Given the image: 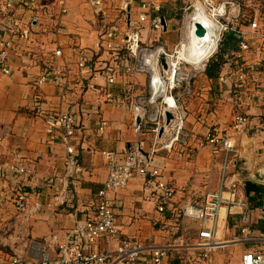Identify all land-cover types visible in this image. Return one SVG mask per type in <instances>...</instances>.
<instances>
[{
  "label": "crops",
  "instance_id": "0c3cea01",
  "mask_svg": "<svg viewBox=\"0 0 264 264\" xmlns=\"http://www.w3.org/2000/svg\"><path fill=\"white\" fill-rule=\"evenodd\" d=\"M104 1L109 5L106 15L100 12L93 0H66V14L43 16V24L37 31L32 32L28 38L22 37L18 40V51L11 59L12 73L0 74V137L3 138L0 146L3 152L1 161H10L14 153L22 152L30 162V175L18 181L0 175V264L9 258L12 248L23 249L25 240L42 241L52 233H57L62 238L67 237L77 220L92 216L99 202L98 193L107 176L103 151H121L127 147L139 146L140 143L147 153L152 148L153 133L147 128L143 132H136L132 127V112L127 111L125 105L117 106L123 101L121 99L125 85H130L138 94L146 92L147 77L122 75L118 84L107 87L99 67L92 73L79 69L77 65L81 53H86L93 60L98 59L95 43L100 34L121 20L118 9L114 8L117 1ZM142 1L134 0L133 9L139 10ZM161 3V15L166 21L165 33L169 30L179 33V39L168 45L173 47L182 36V1L162 0ZM24 10L26 9L20 8L18 11L23 13ZM37 12L41 10L30 8L22 17L26 20ZM157 38L159 35L147 28L142 31V41L148 45L159 42ZM58 45L64 52L63 57L58 59L64 67L63 78H66L63 86L66 96L63 98L61 88L51 82L41 87L35 86L36 80L50 63V51ZM263 51L258 47L251 54L247 53L243 59L226 63L216 80L206 76L204 71L209 60L206 61L202 71L206 83L199 89L215 107L198 119L192 115L188 117L189 121L193 118L194 124L191 129L186 130L189 147L183 148L177 144L170 152L162 150L151 155L154 163L173 182L174 198L164 212H158L150 197L152 183L145 177L135 175L126 188L115 194L110 193L114 199L118 235L102 238L96 245L99 251L116 250L120 241L125 238L138 237L150 243L163 244L174 241L185 232L192 239L197 237V225L184 219L181 209L189 199L201 201L207 191L218 189L223 157L221 154L212 153V147L206 140L208 132L219 136L230 135L236 141L240 154L234 159L231 173L241 181L243 191L239 197L245 198L251 206V227L259 234L264 233V184L258 182L245 168V161L261 160V152L264 150V136L258 127L264 121V102L260 103L259 96L260 91L264 90ZM247 63L258 64L255 71L250 72L245 65ZM242 67L248 70L245 82L239 81L236 76ZM256 74L258 76L255 79ZM223 75H226V82L220 79ZM89 82L94 83L99 90L89 89ZM249 83L255 92L252 97L254 100L246 95ZM108 91L111 92L110 96L106 94ZM194 91L196 93V86ZM38 95L44 98V112L36 109ZM236 108L250 119V126L244 133L235 128ZM59 110L76 111L79 121L84 125L72 141L83 170L69 178V197L65 204L56 207L44 206L28 226L22 230L15 226L16 229L6 235V228L16 223L13 199L20 190L30 192L33 198L42 202L51 201L54 188H58L60 180L65 178L66 148L47 117V113ZM100 117L108 122L103 133L98 130ZM52 135L56 138H52ZM246 182L263 187L258 203L250 199L254 192L247 190ZM233 224L232 217L221 222L220 235L223 239L230 240L235 236ZM232 247L237 248L235 255ZM229 253L235 256L230 262L236 264L241 249L233 245L221 249L210 259H203L198 253L192 254L188 250H175L170 253L165 264H228ZM188 258H195L197 261L191 263ZM142 264L151 262L145 260Z\"/></svg>",
  "mask_w": 264,
  "mask_h": 264
},
{
  "label": "built area",
  "instance_id": "2783aa9c",
  "mask_svg": "<svg viewBox=\"0 0 264 264\" xmlns=\"http://www.w3.org/2000/svg\"><path fill=\"white\" fill-rule=\"evenodd\" d=\"M21 1L25 4L29 1L32 10L37 8L41 12L24 20L18 11L22 7L19 0L0 3V74L3 75H9L13 71L11 59L18 51L19 39L28 38L32 32L37 31L43 24V16L53 13L62 16L68 12L66 0ZM93 1L100 12L106 15L108 3L104 0ZM116 1L114 8L123 16L117 22L112 21L115 23L100 34L95 43L98 59L93 60L86 53H81L77 65L79 69L92 73L99 67L107 87L118 84L122 75L147 77L146 92L138 94L130 85H125L121 99L123 101L117 106L125 105V109L132 112V127L136 132H143L147 128L153 133L154 141L150 153L146 156L141 152V143L121 151H103L107 176L98 193L99 202L92 216L77 220L67 237L62 238L59 234L52 233L42 241L25 240L24 248H12L9 258L1 264H142L145 260L151 264H165L170 253L175 250H188L192 254L198 253L203 259H210L213 254L231 245L241 249L236 264H264V233L259 234L251 227V206L245 198L239 197L243 191L241 181L231 173V166L235 157L240 154V149L232 136L213 135L211 132H208L206 140L212 147V153L221 154L223 157L219 169L218 189L207 191L201 201L189 199L181 209L184 219L197 225V237L192 239L190 234L185 232L174 241L163 244H154L134 237L120 241L116 250L99 251L96 247L102 238L118 235L114 199L110 193L115 194L126 188L135 175L145 177L152 183L150 197L154 200L158 212H164L174 198L173 182L154 163L151 155L162 150L170 152L177 144L183 148L189 147L185 128L189 113L181 97L192 94L190 81L196 76L198 66L181 55L182 41L187 39L184 36L185 25L186 31L193 29L195 32L194 22L199 21L196 17H200L213 31L216 47L207 60L219 51L220 42L227 33L235 35L239 40L238 48L225 55L224 65L238 61L239 58L243 59L249 54L252 51L250 43H264V28L258 20V12L249 21L244 16L246 9L259 6L253 0H181L182 36L173 47L161 42L148 45L142 41V31L146 28L153 33L166 32V21L161 15L162 0H143L139 4V10L133 9L134 0ZM262 3L260 7L264 14V0ZM199 22L204 26L203 22ZM50 52V63L36 80L35 86L41 87L51 82L61 88L63 98L66 96L63 87L66 78H63L64 67L58 59L63 57L64 52L59 45ZM206 61L200 66L201 71H204ZM245 65L253 72L258 64ZM244 68L242 67L236 75L241 82L248 77V70ZM92 77L93 75L90 76L91 79ZM90 78L88 77V80ZM220 79L226 82V75ZM88 88L99 90L92 82H89ZM106 94L110 96L111 92ZM259 96L264 102V90L260 91ZM43 103L44 98L38 95L35 101L38 112H44ZM167 112L173 115L169 122ZM47 117L66 148L65 178L60 180L58 188H54L51 201L42 202L33 198L30 192L20 190L13 199L14 222L17 224L7 227L6 235L12 233L16 229L15 226L20 227V230L28 226L44 206L56 207L65 204L69 197V178L83 170L72 143L77 131L84 126L76 111L49 112ZM234 122L236 130L242 133L250 126V119L246 115H235ZM107 127V120L100 117L99 132L103 133ZM258 127L264 136V121L260 122ZM51 137L56 138L55 135ZM2 142L3 138L0 137V146ZM2 155L0 149L1 176L18 181L30 175L29 159L22 152L14 153L12 159L5 162L1 161ZM261 156V160L245 161V168L258 182L264 184V150ZM257 174L261 175L262 179H257ZM227 217L234 219L233 226L236 230L235 236L230 240L223 239L220 235L221 222ZM188 260L191 263L197 261L195 258Z\"/></svg>",
  "mask_w": 264,
  "mask_h": 264
},
{
  "label": "rangeland",
  "instance_id": "374dc122",
  "mask_svg": "<svg viewBox=\"0 0 264 264\" xmlns=\"http://www.w3.org/2000/svg\"><path fill=\"white\" fill-rule=\"evenodd\" d=\"M20 1V4L22 5V7L21 8H23V9H29L30 7H29V1H28V3L27 4H25V2H23V1H21V0H19ZM256 4H258L259 6H257L255 9H253V8H248V9H246L245 10V19L247 20V21H249L253 16H254V14H256L257 12H258V20H259V22H260V24H261V27H263L264 28V14H263V12H262V10H261V7L260 6H262V0H253ZM7 3L8 2V0H0V3ZM26 10H24L23 11V13L22 12H20L22 15L23 14H26ZM119 16L120 17H122L123 15H122V13H120L119 14ZM182 20H183V18H181L180 19V24L182 25ZM121 24V26H122V23H120ZM185 35L184 36H186V38H187V31H186V25H185ZM157 35H159V38H157L158 40H159V42H161V43H163V44H165L166 46H168L169 44H170V42L171 41H177L178 39H179V33H178V31L177 32H173V31H171V30H169V32L168 33H157ZM187 39H185L184 41H183V44L185 43V41H186ZM257 43V42H256ZM251 44V50L253 51V49H255L256 50V48H258V47H261V50H264V45L262 44V43H257L256 45H255V43H250ZM253 44V45H252ZM259 44V46H257ZM182 48H183V46L181 47V51H182ZM264 52V51H263ZM251 54V53H250ZM181 55H182V53H181ZM183 56V55H182ZM184 57V56H183ZM186 58V57H185ZM187 59H188V57H187ZM188 60H190V59H188ZM194 63V62H193ZM195 64V63H194ZM196 65V64H195ZM197 68V74H196V76L195 77H193L192 79H191V89H192V94L191 95H184V96H182L181 97V100H182V102L184 103V105L187 107V111H188V113H189V116L190 115H192V116H194L193 118H196V119H198V117H201L202 115H204V113H207V111L208 110H210V109H212L213 107H215L214 105H212L213 103L210 101V100H208V98H205V96L202 94V90H200L199 88L200 87H202L205 83H206V78H205V76H203L202 75V71H201V68H200V66H198V67H196ZM257 74H256V77H255V79L257 78ZM245 81H247V79L246 80H244L243 82H245ZM253 82H255V83H257V81L256 80H253ZM242 84V83H241ZM195 86L197 87V91H196V93H195V91H194V88H195ZM246 86H247V84H245L244 85V88H246ZM251 86H252V84H250L249 83V85H248V90H246V92H247V96L248 97H250L249 99L250 100H254L252 97H253V94L255 93L254 91H253V88H251ZM253 87V86H252ZM250 88V89H249ZM140 90V89H139ZM139 92V91H138ZM256 92H257V90H256ZM259 92V91H258ZM261 101H260V103H263V99H260ZM203 113V114H202ZM234 114H242L241 112H239V110L236 108V112L234 113ZM188 116V117H189ZM193 118L189 121V120H187V122H186V125H185V128H186V130L188 131L189 129H191V127L194 125L193 124ZM232 250H234L233 251V253H234V255L237 253L236 251H237V248L236 247H232L231 248ZM233 253H229V255H228V262L230 263V264H233V263H231L230 261L232 260V258L233 257H235L234 255H233ZM228 263V264H229Z\"/></svg>",
  "mask_w": 264,
  "mask_h": 264
},
{
  "label": "bare ground",
  "instance_id": "6f19581e",
  "mask_svg": "<svg viewBox=\"0 0 264 264\" xmlns=\"http://www.w3.org/2000/svg\"><path fill=\"white\" fill-rule=\"evenodd\" d=\"M196 19H199V21L204 23L206 35L200 37L195 34L193 29L187 30V40L182 45L183 48L181 53L184 57H188V59H190L192 63L194 62L197 66H203L204 62L214 52L216 40L214 39L213 31L207 26V22L200 19V17H196ZM190 55H192L191 58Z\"/></svg>",
  "mask_w": 264,
  "mask_h": 264
},
{
  "label": "trees",
  "instance_id": "16d2710c",
  "mask_svg": "<svg viewBox=\"0 0 264 264\" xmlns=\"http://www.w3.org/2000/svg\"><path fill=\"white\" fill-rule=\"evenodd\" d=\"M239 40L232 33H227L224 39L220 42L219 51L213 55L205 68L206 76L211 80L219 78L220 73L223 69L224 63L226 62L225 55L230 51L238 48ZM247 190H252L254 195L250 199L258 203V199L262 196L263 187L253 182H246Z\"/></svg>",
  "mask_w": 264,
  "mask_h": 264
},
{
  "label": "water",
  "instance_id": "95a60500",
  "mask_svg": "<svg viewBox=\"0 0 264 264\" xmlns=\"http://www.w3.org/2000/svg\"><path fill=\"white\" fill-rule=\"evenodd\" d=\"M194 26H195V34L197 36L203 37V36L206 35V29H205V27L199 21H195L194 22ZM166 116H167V122H169L170 119L173 117L172 113H170V112H167L166 113ZM161 132H162V130H161ZM140 150L146 156L148 155V153L145 152L143 149H140ZM256 177H257V179H262V176L259 175V174H257Z\"/></svg>",
  "mask_w": 264,
  "mask_h": 264
}]
</instances>
